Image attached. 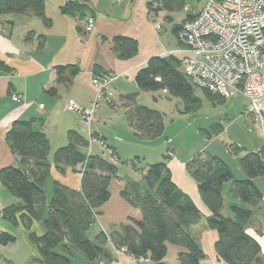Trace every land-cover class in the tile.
Here are the masks:
<instances>
[{
    "label": "trees",
    "instance_id": "obj_1",
    "mask_svg": "<svg viewBox=\"0 0 264 264\" xmlns=\"http://www.w3.org/2000/svg\"><path fill=\"white\" fill-rule=\"evenodd\" d=\"M88 1L69 0L61 6V11L78 15L85 21L87 15H93ZM185 2L151 0L148 5L150 13H156L182 10ZM9 13H32L41 18L47 28L52 25L51 18L46 15V0H0V15ZM192 17L188 14L184 21ZM45 41L46 35H40L39 46H43ZM113 43V50L120 59H130L139 52L135 38L120 35L113 39ZM55 71L57 84L68 87L79 69L76 65H58ZM99 72L108 71L97 69L95 74ZM135 82L141 91L166 90L167 97L181 99L187 111L202 106L201 99L194 95L196 86L181 69V59L172 53L152 56L137 71ZM203 91L216 102L226 99L208 90ZM48 92L56 95L57 89L51 87ZM137 97L138 92L119 97L135 135L143 139L162 136L163 114L156 108L139 104ZM116 102L114 95L113 100L106 103L114 106ZM36 122L35 118L15 120L6 132L11 151L24 161L25 167L10 165L0 169L1 183L20 198L19 203L3 208L4 219L17 223L20 217L30 227L34 220L43 217L48 207L44 234L30 233L40 254L35 258L36 264H72L74 252L92 262L101 259L111 261L112 251L107 248L108 243L114 251L124 249L131 256L147 258L154 264H168L164 259L168 244H172L183 248L178 255L179 264H201L205 253L190 228L200 223L204 215L191 197L176 185L168 161L148 164L142 184H129L121 192L132 206L140 208L141 219H131L110 232L100 231L92 239L87 233L100 208L111 197L110 183L118 173V165L102 155L85 154L82 149L90 146L91 139L77 129H69L68 142L55 150L53 161L61 173L68 166L77 168L82 165L78 169L82 173L81 187L75 189L56 181L53 196L48 202L45 184L51 171L48 160L50 140L44 131L35 128ZM170 157V154L166 155L169 160ZM238 163L245 172V178H235L229 163L212 153L198 152L188 160L186 167L198 183L203 202L212 212L206 217V223L218 232L217 254L228 264H264L259 241L247 232L255 210L264 211L263 192L255 183L257 177L264 176V146L239 157ZM230 181V196L241 204L232 203V215H225L223 189L224 184ZM14 240L12 234L0 233V241L4 244ZM60 246L63 253L58 250Z\"/></svg>",
    "mask_w": 264,
    "mask_h": 264
},
{
    "label": "crops",
    "instance_id": "obj_2",
    "mask_svg": "<svg viewBox=\"0 0 264 264\" xmlns=\"http://www.w3.org/2000/svg\"><path fill=\"white\" fill-rule=\"evenodd\" d=\"M67 1L69 0H46V15L52 20L49 28L41 18L32 13L0 15V25L3 29L0 35V169L10 165L25 167L24 161L11 151L6 141V132L15 120L35 118L37 120L35 128L44 131L50 140L48 160L51 171L45 184L47 201L49 202L53 196L56 181L79 189L82 173L78 171V167L68 166L65 172L61 173L53 161L55 150L68 142V130L79 129L91 139L90 146L82 149L85 154L102 155L118 165V173L110 183L111 197L100 208L96 221L89 229L90 231L95 226L94 232L87 233L89 237L94 238L100 231L110 232L131 219L140 220L142 217L140 208L132 206L122 197L121 192L129 187V184H142L146 167L132 165L131 171L126 170V173L122 174L120 169L126 164L122 163L119 154L123 144L130 147L133 143H148L146 145H151L153 149L156 142L154 138L143 139L135 135L119 97L133 92H138V95L143 93L135 82V76L152 56L172 53L179 59L183 57L184 51L178 39L179 30L176 31L175 28L183 24L188 14L180 16L179 9L150 13L148 4L151 0H89L88 4L96 22L94 29L87 32L84 18L61 11V6ZM159 23L162 30L157 29ZM167 23L172 26L169 33H166ZM42 34L46 35V41L40 47ZM120 35L137 40L139 46L137 55L130 59L117 57L113 50V39ZM58 65L78 67L79 71L70 86L57 84L55 67ZM97 69H104L116 75L111 88L118 102L112 106L101 100L95 108L94 119L85 126L86 124H82L85 122L82 115L68 111L66 103L74 99L85 106H92L96 98L93 78ZM51 87H56V95L48 92ZM161 91L167 97L166 90ZM14 95L20 96L22 101H14L12 98ZM103 120H106L105 126L108 124L111 134L116 139L115 145L109 144V137L104 131L98 132ZM92 128L95 130L94 133ZM194 155L184 159L171 157L168 165L176 185L191 197L204 215L200 223L190 228L205 253L201 264H228L216 251L218 232L209 228L206 223V217L212 212L201 198L198 183L187 171L186 164ZM229 165L231 166L230 163ZM231 168L235 178L246 177L239 163ZM136 172L141 173L136 176L133 174ZM255 183L262 190L264 199V176L257 177ZM231 185V181L224 184L225 215H232L230 210L232 203L241 204L230 196ZM5 189L8 188L0 181V202L4 203L2 210L6 206L20 202V198L9 189L14 196L11 199H1L5 195ZM2 210L0 209L1 214ZM1 230L4 228L0 227ZM247 232L259 241L261 256L264 257V211L255 210L254 220L247 226ZM107 248L112 251L111 261L101 259L93 263L154 264L147 258H135L124 249L114 251L110 243L107 244ZM181 251L182 247L168 244L164 261L168 264H179L178 255ZM79 254L74 252L72 264L75 261L81 262L77 258Z\"/></svg>",
    "mask_w": 264,
    "mask_h": 264
},
{
    "label": "rangeland",
    "instance_id": "obj_3",
    "mask_svg": "<svg viewBox=\"0 0 264 264\" xmlns=\"http://www.w3.org/2000/svg\"><path fill=\"white\" fill-rule=\"evenodd\" d=\"M204 1L186 0L185 5H189L191 12H196L203 6ZM178 13L182 17L188 14L184 9L179 10ZM170 28L172 26L170 27L167 23L166 33H169ZM194 95L201 99L202 106L192 111L185 109V104L181 99H168L162 91H143L138 95L137 102L139 104L157 108L163 114L164 133L162 136L154 138L156 146L153 149L151 145H146L148 143H133L130 147L123 144L119 156L122 157L121 161L126 165L120 169L122 174H125L126 170H132V163L138 167L147 168L148 163L169 161V158H166L167 154L172 155L171 157L174 159H184L198 152L221 156L232 167H235L236 164L238 165L239 157L250 151H258L264 146L262 124L256 122L255 115L244 109L249 103L247 97L237 94L222 102H216L208 98L205 92L198 87H194ZM115 101H117L116 96ZM105 121H102L98 132L104 131L109 137V144L115 145L116 139L111 134L108 124L105 126ZM82 124L88 125L86 122ZM92 131L95 132L93 128ZM136 155L139 157L137 158ZM138 173L133 174L139 176ZM4 192L5 195L1 199H11L14 196L8 189H5ZM3 205L4 203L0 202L1 210ZM47 217L48 207L44 211L43 217L34 220L28 227L20 217H18L17 223H13L4 220L0 213V227L4 228L0 233L2 231L10 232L15 237V240L8 244L0 241V264H36L35 258L40 254L37 245L30 238V233L44 234L46 230L44 222ZM95 228V226L93 229L91 228L89 233L92 234ZM90 237L93 239V236ZM58 250L63 253L61 246ZM77 258L81 262L75 261L74 264H95L81 254Z\"/></svg>",
    "mask_w": 264,
    "mask_h": 264
},
{
    "label": "built area",
    "instance_id": "obj_4",
    "mask_svg": "<svg viewBox=\"0 0 264 264\" xmlns=\"http://www.w3.org/2000/svg\"><path fill=\"white\" fill-rule=\"evenodd\" d=\"M183 9L193 17L178 31L184 51L182 71L202 90L225 98L237 94L247 97L245 110L262 124L264 138V0H205L196 12H191L189 5ZM95 22L93 15H87L85 30L92 31ZM157 29L162 30L161 23ZM2 32L0 25V35ZM108 72L94 75L96 98L92 106L70 99L66 109L80 113L89 124L100 100L111 102L114 98L111 84L116 75ZM12 98L22 101L18 95Z\"/></svg>",
    "mask_w": 264,
    "mask_h": 264
}]
</instances>
